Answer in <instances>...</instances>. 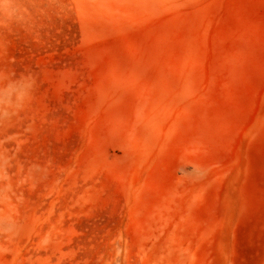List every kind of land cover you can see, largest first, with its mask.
<instances>
[{"label": "rangeland", "instance_id": "obj_1", "mask_svg": "<svg viewBox=\"0 0 264 264\" xmlns=\"http://www.w3.org/2000/svg\"><path fill=\"white\" fill-rule=\"evenodd\" d=\"M0 264H264V0H0Z\"/></svg>", "mask_w": 264, "mask_h": 264}]
</instances>
